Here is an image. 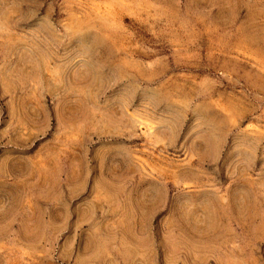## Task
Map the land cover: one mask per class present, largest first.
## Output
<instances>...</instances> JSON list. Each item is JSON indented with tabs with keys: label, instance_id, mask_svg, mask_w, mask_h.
Masks as SVG:
<instances>
[{
	"label": "rangeland",
	"instance_id": "obj_1",
	"mask_svg": "<svg viewBox=\"0 0 264 264\" xmlns=\"http://www.w3.org/2000/svg\"><path fill=\"white\" fill-rule=\"evenodd\" d=\"M0 264H264V0H0Z\"/></svg>",
	"mask_w": 264,
	"mask_h": 264
}]
</instances>
